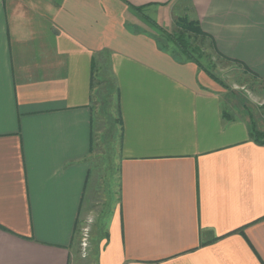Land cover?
<instances>
[{
    "label": "crops",
    "instance_id": "0c3cea01",
    "mask_svg": "<svg viewBox=\"0 0 264 264\" xmlns=\"http://www.w3.org/2000/svg\"><path fill=\"white\" fill-rule=\"evenodd\" d=\"M131 4L169 7L170 28L198 20L264 91V0H0V264H71L79 226L101 214L102 60L120 91L121 153L97 264H264L255 107L160 48Z\"/></svg>",
    "mask_w": 264,
    "mask_h": 264
},
{
    "label": "rangeland",
    "instance_id": "374dc122",
    "mask_svg": "<svg viewBox=\"0 0 264 264\" xmlns=\"http://www.w3.org/2000/svg\"><path fill=\"white\" fill-rule=\"evenodd\" d=\"M165 1L168 2L169 0ZM170 1L173 2L174 0ZM185 1L186 0H175V3L179 6L183 4V2L185 3ZM161 6L162 5H148L143 12L149 14L160 24H163L164 27L170 30L174 28L173 30H175L176 27H174L173 24H171L173 25L171 28L169 26V7ZM133 10L130 11L135 14ZM180 10L181 7H178L176 10L178 13L177 15H179ZM180 16L185 15H179L177 17ZM140 17H142V15ZM173 23L175 24V19ZM202 45L206 49L203 56L206 58L203 63L209 65L212 71L219 76L222 81V87L228 90V92H234V94L236 93V95H238V98L235 96L233 99L239 103L243 101L244 103L246 102L248 106L255 107L251 113L259 123V126L264 128V106L258 104L264 99L260 96L264 95V91L258 88L259 83H256L258 80L254 79V81L253 78L251 79L246 76L244 72L237 68L239 66L233 61L221 59L220 56L211 50L207 41L203 42ZM177 52L180 57L185 58L178 48ZM105 61L106 60L97 62L96 78L98 82L102 81V83H98L96 87L93 103L96 144V152L93 159L96 164L94 174L95 179H97L95 186L96 191L94 193V207L98 211H101V214L99 215L98 213L94 215L93 211L86 224H81L79 226L77 230L76 250L71 264H97L98 252L104 237L103 235L105 234L104 220L100 218L101 216L103 217L104 212V217L108 214L109 209L116 202L120 190L118 178L119 170L117 166V161L120 159L121 153V125L117 109L118 94L114 87L116 85L115 78L111 74L105 75L107 72L104 68V64H102ZM99 65L101 67H99ZM114 82L115 84L113 85ZM103 83L105 90H103ZM224 106L228 111L232 112L229 103L225 101ZM85 226H89L88 235H84L83 233V228Z\"/></svg>",
    "mask_w": 264,
    "mask_h": 264
},
{
    "label": "trees",
    "instance_id": "16d2710c",
    "mask_svg": "<svg viewBox=\"0 0 264 264\" xmlns=\"http://www.w3.org/2000/svg\"><path fill=\"white\" fill-rule=\"evenodd\" d=\"M131 7L138 13H141L143 17L150 22L151 25H154L157 31V43L160 48L165 49L171 52L173 55L177 56L178 58H182L178 55L177 48L179 51L182 52L185 59L191 60L199 65L200 68L204 69L209 76L215 79L217 82L221 84V80L219 76L214 73L209 65H205L203 61L206 57L204 56V51L206 50L202 43L207 41L209 47L212 51H214L221 59H227V57L221 55L216 47L214 40L211 36L206 33L200 26V23L196 19H191L187 15L180 16L175 18L174 27L175 30H168L164 25L157 22V20L153 19L151 16L143 12L145 10V6H136L131 4ZM166 40V41H165ZM172 42V43H171ZM174 45V46H173ZM209 62V61H208ZM115 78V77H114ZM114 80V79H113ZM98 83H102L97 81V78L93 74L92 85L93 88L97 87ZM115 82L113 83V85ZM115 91L118 94V101H117V109L119 113V122L121 121V114H120V105H119V96L120 91L116 82ZM103 90H105L104 83H103ZM251 138H253L256 142L264 144V130L258 126V123L253 118L251 122Z\"/></svg>",
    "mask_w": 264,
    "mask_h": 264
},
{
    "label": "built area",
    "instance_id": "2783aa9c",
    "mask_svg": "<svg viewBox=\"0 0 264 264\" xmlns=\"http://www.w3.org/2000/svg\"><path fill=\"white\" fill-rule=\"evenodd\" d=\"M83 233H84V235H88V231H89V226H85L84 228H83Z\"/></svg>",
    "mask_w": 264,
    "mask_h": 264
}]
</instances>
